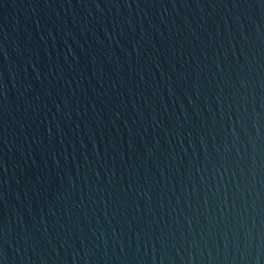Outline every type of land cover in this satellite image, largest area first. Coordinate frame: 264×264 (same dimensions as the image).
<instances>
[{
    "label": "water",
    "instance_id": "obj_1",
    "mask_svg": "<svg viewBox=\"0 0 264 264\" xmlns=\"http://www.w3.org/2000/svg\"><path fill=\"white\" fill-rule=\"evenodd\" d=\"M0 264H264V0H0Z\"/></svg>",
    "mask_w": 264,
    "mask_h": 264
}]
</instances>
